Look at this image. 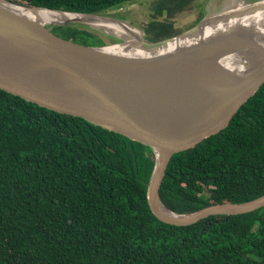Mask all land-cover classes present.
I'll list each match as a JSON object with an SVG mask.
<instances>
[{
	"label": "trees",
	"instance_id": "obj_1",
	"mask_svg": "<svg viewBox=\"0 0 264 264\" xmlns=\"http://www.w3.org/2000/svg\"><path fill=\"white\" fill-rule=\"evenodd\" d=\"M12 1L102 14L133 0ZM193 1H159L147 38L188 29L174 17ZM52 29L109 43L80 23ZM155 161L143 142L0 88V264H264V207L166 223L147 197ZM263 194L264 84L225 128L174 152L160 188L180 213Z\"/></svg>",
	"mask_w": 264,
	"mask_h": 264
},
{
	"label": "water",
	"instance_id": "obj_2",
	"mask_svg": "<svg viewBox=\"0 0 264 264\" xmlns=\"http://www.w3.org/2000/svg\"><path fill=\"white\" fill-rule=\"evenodd\" d=\"M7 4L77 17L43 25ZM79 16L121 21L0 0V88L149 145L156 163L148 202L166 223L263 208L264 194L180 213L165 205L160 188L173 153L225 128L264 84V0L228 4L183 32L161 40L144 35L134 46L116 35L117 42L91 45L53 31L72 23L102 31Z\"/></svg>",
	"mask_w": 264,
	"mask_h": 264
},
{
	"label": "bare ground",
	"instance_id": "obj_3",
	"mask_svg": "<svg viewBox=\"0 0 264 264\" xmlns=\"http://www.w3.org/2000/svg\"><path fill=\"white\" fill-rule=\"evenodd\" d=\"M239 1L242 0H210L205 7V15H210L213 12H216L217 10L221 9L222 8L221 6L224 4L225 5L235 4ZM238 4H241V2ZM7 5L16 12H18L19 14L35 19L36 21L40 22L43 25L48 22H61L66 19L77 17L76 15L54 12L45 9H29L14 4H7ZM79 18H81V20H85L89 22L90 24L99 28L103 32H106L110 35H116L122 37L123 39L126 40V43L130 46H134L135 43L138 42L140 37L145 35V32L140 27L122 18L121 21L109 20L104 18H93V17L91 18L86 16H82V17L79 16ZM213 24H218V21L212 23L211 25Z\"/></svg>",
	"mask_w": 264,
	"mask_h": 264
},
{
	"label": "rangeland",
	"instance_id": "obj_4",
	"mask_svg": "<svg viewBox=\"0 0 264 264\" xmlns=\"http://www.w3.org/2000/svg\"><path fill=\"white\" fill-rule=\"evenodd\" d=\"M159 1L161 0H133L117 8L110 9L102 14L111 18H124L125 20L130 21V23L140 27L145 32V37H147L146 24L150 21V19H152L153 14L155 13V8L158 6ZM209 1L210 0H194L186 8L185 12L178 13L174 17V20H176V25L183 28L192 25L199 14L205 13V7ZM224 6L226 5L224 4L221 7ZM82 25L99 33L109 43H112V41H118V39L115 41L113 40V38H115L113 35L99 31L98 29L87 24Z\"/></svg>",
	"mask_w": 264,
	"mask_h": 264
},
{
	"label": "flooded vegetation",
	"instance_id": "obj_5",
	"mask_svg": "<svg viewBox=\"0 0 264 264\" xmlns=\"http://www.w3.org/2000/svg\"><path fill=\"white\" fill-rule=\"evenodd\" d=\"M188 6H189V5H188ZM188 6H186V7H185L180 13L185 12V10H186V8H187ZM202 16H205V13H204V14H199V15L196 17L195 22H194L192 25H190L188 28L194 26L197 22H199V20L202 18Z\"/></svg>",
	"mask_w": 264,
	"mask_h": 264
}]
</instances>
